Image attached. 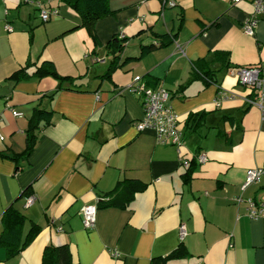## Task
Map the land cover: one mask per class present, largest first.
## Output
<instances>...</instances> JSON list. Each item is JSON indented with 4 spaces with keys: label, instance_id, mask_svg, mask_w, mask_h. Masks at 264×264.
I'll list each match as a JSON object with an SVG mask.
<instances>
[{
    "label": "crops",
    "instance_id": "crops-1",
    "mask_svg": "<svg viewBox=\"0 0 264 264\" xmlns=\"http://www.w3.org/2000/svg\"><path fill=\"white\" fill-rule=\"evenodd\" d=\"M108 2L112 14L97 21L91 33L59 0H0V151L22 154L36 110L53 113L50 123H40L21 169L0 157V236L10 206L26 217L23 237L33 224L41 228L15 257L8 258L0 246V264H42L49 245H68L74 264H151L181 244L186 255L167 264H264V217H249L250 201L264 204V176L243 189L248 171L264 168V122L260 110L247 105L248 90L231 74L234 68L264 64V17L255 36H248L243 27L254 12L250 2ZM39 4L59 14L44 23ZM115 36L129 39L122 62L139 57L141 46L166 45L103 78ZM215 51L230 54V68L212 65L217 84L191 81L192 62ZM44 62L76 82L11 79L29 65L33 74ZM137 77L171 92L170 106L183 130L181 152L158 144L153 130L137 129L145 110L141 97L128 91ZM222 92L233 99L217 107ZM200 112L208 115L195 131L187 120ZM183 158L198 163L188 183ZM127 180L147 188L126 209H98L95 228L86 229L82 209L97 206Z\"/></svg>",
    "mask_w": 264,
    "mask_h": 264
},
{
    "label": "trees",
    "instance_id": "trees-1",
    "mask_svg": "<svg viewBox=\"0 0 264 264\" xmlns=\"http://www.w3.org/2000/svg\"><path fill=\"white\" fill-rule=\"evenodd\" d=\"M65 5L69 6L76 14L81 17L83 26L87 30L93 33L94 25L100 19L112 14L109 8L108 0H59ZM183 22V16L181 17ZM160 39L171 38L169 36H157ZM177 36L174 35L171 39L174 40ZM129 39L124 36H115L108 44L109 54L112 56L110 66L103 76V78H110L112 74L117 70L125 67L126 65L139 61L145 56L149 55L152 51L158 47H164L165 42H158L149 46H141V54L139 57L126 58L123 62L121 61L120 55L124 52ZM220 65L221 70L230 68V54L225 51H215L209 58L198 59L192 62V80L201 79L205 85L217 84L216 70L213 69L212 65ZM32 65L27 66L16 72L12 80L20 82L28 80L31 77L44 78L53 77L60 82L68 81L75 83L76 79L69 77H62L59 75L55 65L52 62H44L42 65L37 67L33 74H30L29 68ZM53 98V96H52ZM207 113L200 112L190 114L187 120V126L193 130L200 129L206 120ZM53 116L52 112L38 109L35 112L34 118L30 121L29 128L26 132V149L22 154L7 155L5 152L0 151V157L8 158L18 164L21 167V162L28 160L31 153L34 150L37 135L36 130L42 121L50 123ZM198 163L196 159L190 162L189 167L186 168L185 174L183 175L184 180L188 183L196 171ZM147 188L146 184L138 181L127 180L117 184L114 190L106 194L98 203L97 208L99 210L118 208L126 209L130 203L134 201L135 195L139 192H143ZM29 190L25 191L23 195H26ZM26 217L17 211L14 206H10L2 216L3 231L0 236V246H3L7 251V257L12 258L20 254L27 245L39 235L41 228L35 224L31 226L27 236L23 237V228L25 225ZM186 249L181 244L173 253L166 258H155L151 264H167L171 260L181 259L186 255ZM42 264H74L71 250L68 245L54 246L49 245L45 248L42 258Z\"/></svg>",
    "mask_w": 264,
    "mask_h": 264
},
{
    "label": "built area",
    "instance_id": "built-area-1",
    "mask_svg": "<svg viewBox=\"0 0 264 264\" xmlns=\"http://www.w3.org/2000/svg\"><path fill=\"white\" fill-rule=\"evenodd\" d=\"M242 2H250L254 6V12L245 22L243 31L248 36H255L256 29L264 17V0H232L234 5ZM163 3L165 6L175 5L174 0H163ZM38 6L44 23L49 22L53 16L59 14L57 9L46 10L43 9L42 5L39 4ZM6 29L8 31L12 30L9 25H7ZM231 74L238 80L239 84L248 90L249 96L246 99V103L248 106L256 107L260 110L264 122V64L234 68ZM128 91L141 97L145 110V116L138 123L137 129L139 131L147 129L153 130L156 133L158 144L173 145L181 152L180 148L183 145V130L179 116L170 106V100L172 98L171 92L162 86L151 88L141 77L132 80V83L128 87ZM230 99H233V95L222 92L215 104L219 107L223 101ZM11 111L15 117H23V113L12 108ZM203 160L204 159L201 158V161ZM182 164L187 168L190 165V160L183 158ZM263 176L264 168L249 170L243 189L245 190L247 187L260 182ZM238 201L241 202L242 199ZM33 202L34 198L31 197L28 203L32 204ZM97 212V206H86L82 209L81 214L86 229L91 230L95 228ZM249 217L252 219L264 217V204L256 206L253 201H250ZM186 234L185 226H181V240H184ZM114 257H120L119 253L115 252Z\"/></svg>",
    "mask_w": 264,
    "mask_h": 264
}]
</instances>
